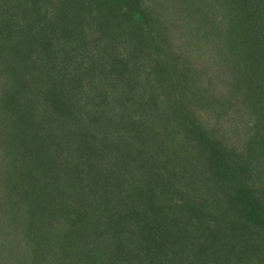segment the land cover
Returning a JSON list of instances; mask_svg holds the SVG:
<instances>
[{
    "label": "trees",
    "instance_id": "trees-1",
    "mask_svg": "<svg viewBox=\"0 0 264 264\" xmlns=\"http://www.w3.org/2000/svg\"><path fill=\"white\" fill-rule=\"evenodd\" d=\"M194 1L0 0V237L27 262L264 264V0Z\"/></svg>",
    "mask_w": 264,
    "mask_h": 264
},
{
    "label": "rangeland",
    "instance_id": "rangeland-1",
    "mask_svg": "<svg viewBox=\"0 0 264 264\" xmlns=\"http://www.w3.org/2000/svg\"><path fill=\"white\" fill-rule=\"evenodd\" d=\"M219 1L223 2V4H225V5H228V4L231 5L233 9H238L239 8V6L236 3V0H219ZM194 2L197 3V4H195V8H194L195 11H199L200 8L203 9L204 6L207 5V3H211V1H206V0H195ZM247 4H248L247 2L243 3L240 6V8L243 9ZM23 194L25 195V192H23ZM1 209H2V207H0V210ZM24 216H26V218H29V215L27 213L19 215L17 217V220H16V223L18 225L24 223V220H25ZM1 221H3V220H1ZM102 230H103V227H102ZM0 231H1V227H0ZM18 231L19 230L17 229V227H15L14 231H12L10 234H6L5 236L3 235V236L0 237V255L1 256L5 255L4 257L0 256V264H13V262H16V264L17 263L18 264H22V263L23 264H36L35 262H37V261H39V264H46V262H47V260L49 258V254H48L49 249H48V247H51V246L44 244L42 250L35 252L34 261L33 262H27L28 259L25 257V253H24L25 252L24 251L25 247L22 246V245L25 244L24 243L25 241L23 240V239H25L24 232L22 231V229H21L22 232L19 231L20 232L19 233ZM77 231H78V234L81 233L80 230H77ZM79 238L84 239L83 237H79ZM115 244L123 245L122 242H115ZM77 245H78V240H77L76 246ZM126 246L129 248L130 247V243L126 244ZM118 249H120V247H118ZM123 251L125 253H127L128 251L130 252V249H128V251L126 252V250L124 248H121V252L122 253H123ZM126 255H129V254L127 253ZM127 260H128V257L125 259V261H127Z\"/></svg>",
    "mask_w": 264,
    "mask_h": 264
}]
</instances>
